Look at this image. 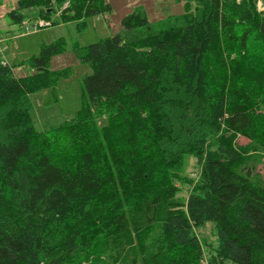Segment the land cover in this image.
Listing matches in <instances>:
<instances>
[{"label":"trees","instance_id":"1","mask_svg":"<svg viewBox=\"0 0 264 264\" xmlns=\"http://www.w3.org/2000/svg\"><path fill=\"white\" fill-rule=\"evenodd\" d=\"M198 2L155 28L137 8L121 24L144 34L76 46L91 72L56 136L35 132L27 97L71 77V66L50 68L64 39L41 44L23 76L0 57V264H264V180L233 143L264 152V9ZM32 7L49 25L52 13L64 23L111 10L16 0L5 15L21 23ZM185 155L199 174L181 197Z\"/></svg>","mask_w":264,"mask_h":264},{"label":"rangeland","instance_id":"2","mask_svg":"<svg viewBox=\"0 0 264 264\" xmlns=\"http://www.w3.org/2000/svg\"><path fill=\"white\" fill-rule=\"evenodd\" d=\"M110 3L111 10L104 14L83 17L81 20L61 22L59 13H52L50 19L55 22L39 28L37 31H27L21 23H14L5 15L6 11L15 6L16 0H0V36L3 39L1 45L4 47V60L13 66L16 76H23L32 72L27 60L30 56L39 52L43 43H50L58 38L64 39V52L52 57L50 68H61L71 66L70 78L61 81L57 86L32 93L27 97L30 109L28 119L35 132L57 135L60 125L74 116L81 107L82 81L83 77L91 72L88 65L81 61L75 47H81L93 43L102 37L122 33L125 36L140 35L146 32L145 28L133 31H125L121 19L136 10H143L155 28L158 23L183 22L182 16L186 13L194 14L199 7L198 0H105ZM257 8L264 9V0H257ZM29 25L37 22V9L32 7L23 11ZM58 22V23H56ZM157 29V28H156ZM256 41H252L249 50L257 49ZM98 124H103L105 118L101 117ZM8 135V130L0 125V137ZM235 146L243 147L245 156L251 157L254 162L255 171L264 180V152L254 150L250 141L242 136H235ZM199 166L192 155H185L180 172L181 190L179 196L185 197L194 189L198 180ZM212 223L208 222L203 235L208 241H214ZM224 264H237L225 260Z\"/></svg>","mask_w":264,"mask_h":264},{"label":"built area","instance_id":"3","mask_svg":"<svg viewBox=\"0 0 264 264\" xmlns=\"http://www.w3.org/2000/svg\"><path fill=\"white\" fill-rule=\"evenodd\" d=\"M48 25V22L45 21V20H37V22L33 23L32 25H29L26 21H22L21 22V26L23 27V29H25V32L31 30V31H37L39 28H42L44 26ZM2 38L0 36V57H1V62L3 64H7V61L4 60V57H3V53H4V47L1 45V42H2Z\"/></svg>","mask_w":264,"mask_h":264}]
</instances>
